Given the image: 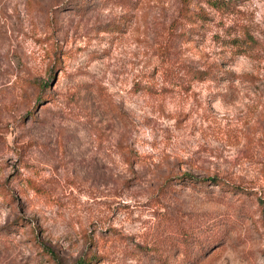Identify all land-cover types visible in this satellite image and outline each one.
Here are the masks:
<instances>
[{
	"label": "rangeland",
	"instance_id": "obj_1",
	"mask_svg": "<svg viewBox=\"0 0 264 264\" xmlns=\"http://www.w3.org/2000/svg\"><path fill=\"white\" fill-rule=\"evenodd\" d=\"M226 1L185 42L181 0H0V264H264V0Z\"/></svg>",
	"mask_w": 264,
	"mask_h": 264
},
{
	"label": "trees",
	"instance_id": "obj_2",
	"mask_svg": "<svg viewBox=\"0 0 264 264\" xmlns=\"http://www.w3.org/2000/svg\"><path fill=\"white\" fill-rule=\"evenodd\" d=\"M181 6L178 11L177 18L172 22L176 25V29L179 28L181 30L180 33H178V37L182 39V41H187L189 38V35L187 32H192L196 28L194 25L198 24V22L201 20H204L207 16L202 8H192L190 9L191 0H181ZM209 4L210 7L214 8L216 11H220L221 13H229L231 11V4L229 1L226 0H202ZM253 40L248 41L250 44H252ZM249 45V44H248ZM59 59L56 58L54 61V65H58ZM184 73L189 76L191 80H204L207 77H212L213 71H209V69L205 71H198L190 66L185 67ZM182 177H186V175H183ZM211 181H214L217 183V185L221 186V188H227L228 190H233L232 188H229L225 183L221 182L219 179L213 177L210 178ZM205 179L199 180V182L204 183ZM264 203V200L262 201ZM208 244H213L211 237L207 239ZM185 243H189L188 240H185Z\"/></svg>",
	"mask_w": 264,
	"mask_h": 264
}]
</instances>
